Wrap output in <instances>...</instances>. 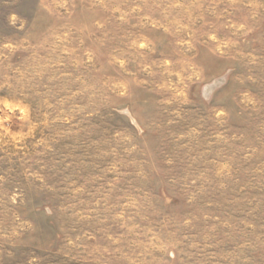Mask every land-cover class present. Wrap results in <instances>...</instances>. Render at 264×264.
Instances as JSON below:
<instances>
[{"label":"rangeland","instance_id":"374dc122","mask_svg":"<svg viewBox=\"0 0 264 264\" xmlns=\"http://www.w3.org/2000/svg\"><path fill=\"white\" fill-rule=\"evenodd\" d=\"M0 264H264V0H0Z\"/></svg>","mask_w":264,"mask_h":264},{"label":"bare ground","instance_id":"6f19581e","mask_svg":"<svg viewBox=\"0 0 264 264\" xmlns=\"http://www.w3.org/2000/svg\"><path fill=\"white\" fill-rule=\"evenodd\" d=\"M219 83H220V81H219V82L216 81L215 84H210V85L206 86V88H205V93H206V94L210 93V92L212 91V89L214 88V86H215L216 84H219Z\"/></svg>","mask_w":264,"mask_h":264}]
</instances>
